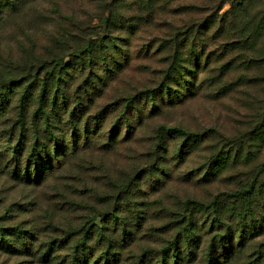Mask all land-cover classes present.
I'll return each instance as SVG.
<instances>
[{
	"label": "rangeland",
	"instance_id": "1",
	"mask_svg": "<svg viewBox=\"0 0 264 264\" xmlns=\"http://www.w3.org/2000/svg\"><path fill=\"white\" fill-rule=\"evenodd\" d=\"M223 1L0 0V121L44 94L59 140L0 138V264H264V0Z\"/></svg>",
	"mask_w": 264,
	"mask_h": 264
},
{
	"label": "trees",
	"instance_id": "2",
	"mask_svg": "<svg viewBox=\"0 0 264 264\" xmlns=\"http://www.w3.org/2000/svg\"><path fill=\"white\" fill-rule=\"evenodd\" d=\"M225 1L226 0H224L223 2H225ZM245 2L246 1H244V0H239L238 5L241 6L242 4H245ZM217 9H218V6L214 9V12L211 15H209L205 18L203 17L199 20L190 21L189 25L186 27L185 30H187L189 33H192L194 36L198 34V36H197L198 40L203 35H206V34H204L206 31H208V33H215L211 29H213L217 26H216V24H210V23L213 22L215 20V18L218 16ZM235 14H237V11L234 12V15ZM260 28H262L264 31V26L262 24L260 25ZM200 33H202V35H200ZM260 44H263V45H261V47L254 48V49L257 52H259L258 49L260 51H263L262 55H260L258 57L253 56L251 58L252 63L257 67L264 65V36H263V39H262ZM206 45L207 44L203 40H202V43L200 42L198 44L195 41H192L191 48H190V61L191 62L188 61L190 63L189 68H193L192 63L194 62L195 65L200 67L199 69H202L201 61H202V57L205 54L204 50L206 48ZM221 57L222 56L220 54L216 55V54H213L211 52V53H209V57H207V60L210 61L212 59L211 61L216 62V61H220ZM199 69H198L197 73H199L201 71ZM253 69L255 70V68H253ZM173 71L171 72V74H172V77H175V79H176L175 73L178 72L180 75L184 76V78L186 80H188V77L186 74L189 72H183L179 66H176V67L173 66ZM208 72L212 73L213 69L211 68ZM190 73H191V71H190ZM255 74H256L255 78H257L258 74L256 71H255ZM193 86L196 87V84L193 83ZM5 90H6L5 85L0 86V120H1V117L4 115L3 113H5V109L7 107L8 102H9L7 96L6 95L4 96V94L6 93ZM189 91L193 92L192 88H190ZM173 93H174V95H177V98H180V92L178 90H174ZM44 100H45V98H44V94H43L40 97V102H39V106H38L37 110L32 113V116H30V118H28L27 115H24L25 112L22 109L21 114L18 115V118L15 122H13V123L11 122L9 125H6L5 119L3 120V122L0 121V129H1V131H3V132H0V138L3 137L4 140H7L9 142V147H10L9 150H11V155H13L12 157L14 159H16L17 161H20V159H22V157H24L23 155H24L25 147L22 144L24 142H19L17 144L14 143L13 142V138H14L13 136H15L19 130H21L20 133L23 134L24 130H26L27 129L26 127H28V126H31L34 129L35 136L37 137V140L35 141V143L32 144L31 149L28 150L27 153L31 154V152H33L34 149L36 151H38V149H39L40 151H42V153L46 154V156H48L50 158V160L54 156V155H52V153H56V156L58 155V149H59L58 142H59V140L56 138H49L47 136V133H45L50 128V126L52 125V118L54 115L51 114L48 110H46L45 107H43V101ZM53 105H55V104H53ZM53 105H52L51 109L54 110L55 106H53ZM57 107H58V104L56 105V108ZM42 123L45 126V130H41V127L43 125ZM6 129H7V132H4ZM167 130H169L170 132H176V133H180L182 135H185L187 140L189 139L192 141H199L200 134L188 132L181 127L167 128ZM71 131H72V135L74 136L76 131L74 130V128H72ZM41 132H43V133H41ZM1 134L2 135L7 134V136L5 137V136H2ZM33 157L34 158H32V160H33L32 164L37 166L36 169L39 172V170H40V169H38V167H40V163L38 162L39 158L36 157L35 155H33ZM24 172L26 173L27 170H25ZM27 175H28V172H27ZM2 231H4V230L1 229L0 232H2ZM0 235H1L0 241H2L4 239L5 232L0 233ZM1 244L6 245L5 242H2Z\"/></svg>",
	"mask_w": 264,
	"mask_h": 264
}]
</instances>
